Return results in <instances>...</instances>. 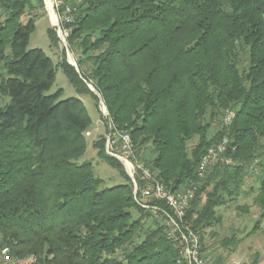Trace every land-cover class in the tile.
Masks as SVG:
<instances>
[{"label":"trees","instance_id":"trees-1","mask_svg":"<svg viewBox=\"0 0 264 264\" xmlns=\"http://www.w3.org/2000/svg\"><path fill=\"white\" fill-rule=\"evenodd\" d=\"M66 6L74 9L68 43L77 67L27 49L36 22L24 16L33 0H0L3 260L189 264L180 234L165 223L168 207L136 200L103 137L93 142L97 157L126 181L103 187L93 163L79 161L93 120L81 98L46 93L58 67L79 94L104 101L106 120L131 135L136 159L160 183L171 191L196 186L182 225L199 235L203 254L216 208L241 195L255 167L264 216V0H63L61 11ZM48 34L57 42L54 29ZM223 137L224 152L199 177L203 157ZM136 180L146 185L139 174Z\"/></svg>","mask_w":264,"mask_h":264},{"label":"rangeland","instance_id":"rangeland-1","mask_svg":"<svg viewBox=\"0 0 264 264\" xmlns=\"http://www.w3.org/2000/svg\"><path fill=\"white\" fill-rule=\"evenodd\" d=\"M28 15L34 17L36 29L30 36L27 49H42L53 59L55 64L62 61L63 57H66L68 62L77 67L78 52L69 48L68 41L67 49V46L60 40L55 21L48 12L45 3L43 6L42 3L33 0V9L29 10V14L26 13L24 21L27 20ZM48 28L56 31L57 42L50 38ZM89 88L94 91L91 83ZM58 89H62V99L71 96L81 98L93 120L92 126L88 129L91 134L87 135L86 132L84 134L88 141L87 151L79 161L89 160L93 163L96 175L103 180V187L124 183L126 181L125 178L116 169L97 157V150L93 146L94 141L101 137L105 139L110 132L109 120H106L105 113L108 110L104 101L100 100L96 104L90 94H79L60 67L56 68L55 82L46 93H54ZM214 131L212 129L211 133ZM191 146L192 143L189 147ZM259 170V167H255L254 171L250 173L251 176H247L241 195L231 198L226 204L216 208V215L220 216L219 220L212 227L203 230L204 255L213 263L264 264V216L262 215V207L255 200L259 187L255 174ZM204 200L205 197L203 198ZM133 215L136 218L139 216L136 211H133ZM232 237H235L238 242L232 243ZM3 259L0 253V264H28L30 261V259H22L7 262Z\"/></svg>","mask_w":264,"mask_h":264},{"label":"built area","instance_id":"built-area-1","mask_svg":"<svg viewBox=\"0 0 264 264\" xmlns=\"http://www.w3.org/2000/svg\"><path fill=\"white\" fill-rule=\"evenodd\" d=\"M43 1L52 19L55 18L53 20L55 21L60 40L67 46L68 37L71 32L68 24L74 19V9L66 6L65 10L61 11L63 0ZM105 113L107 115L108 112L105 111ZM231 118L232 114L228 113L226 121L229 122ZM109 127L110 132L105 138L106 152L124 164L127 173L132 179L136 200L147 208L161 209L159 203H164L168 207V212L164 209L167 214L165 223L172 235L180 234L182 243L181 253L189 264H215L205 258L202 253L199 235L190 225H182L189 203L195 196L196 186L190 185L179 191H171L166 188L155 178V173L151 168L136 159L131 135L126 131L118 130L113 125L112 120H109ZM86 134L90 135L91 132L87 131ZM227 143L228 138L223 137L218 144L208 149L200 164L199 177L204 176L205 170L211 161L218 160L219 154L224 152ZM226 161L231 162L230 159H226ZM138 174L146 181V185L143 188H139L138 186L136 180ZM2 253L6 260L10 259L8 247L3 248Z\"/></svg>","mask_w":264,"mask_h":264},{"label":"bare ground","instance_id":"bare-ground-1","mask_svg":"<svg viewBox=\"0 0 264 264\" xmlns=\"http://www.w3.org/2000/svg\"><path fill=\"white\" fill-rule=\"evenodd\" d=\"M53 19H55V18H53Z\"/></svg>","mask_w":264,"mask_h":264}]
</instances>
